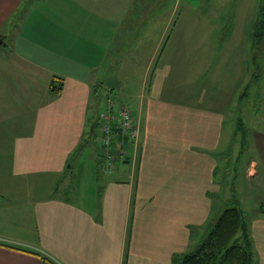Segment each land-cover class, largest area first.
<instances>
[{
	"label": "crops",
	"instance_id": "0c3cea01",
	"mask_svg": "<svg viewBox=\"0 0 264 264\" xmlns=\"http://www.w3.org/2000/svg\"><path fill=\"white\" fill-rule=\"evenodd\" d=\"M160 4L0 0V135L10 137H0V156L11 158L13 175L22 176L16 185L39 174L60 177L94 120L92 88L101 86L96 72L104 63L112 72L116 66L112 76L132 65L147 78L130 89L135 95L127 102L139 126L131 162L118 164L116 175L101 183L92 209L52 195L36 199L27 210L34 239L0 237V264H44L42 256L55 264H172L173 254L191 247L192 231L202 235L222 206L227 196L222 200L216 184L212 151L224 130L225 108L166 100L162 85L152 84L166 42L168 7L162 12ZM131 25L142 33L131 38ZM155 29L163 30L151 40ZM154 61L149 79L146 70ZM54 79L61 81L56 95L50 90ZM22 109L35 112L28 128L18 125L8 135L4 119ZM251 165L249 174L256 175L259 164ZM248 220L256 264H264V216Z\"/></svg>",
	"mask_w": 264,
	"mask_h": 264
},
{
	"label": "rangeland",
	"instance_id": "374dc122",
	"mask_svg": "<svg viewBox=\"0 0 264 264\" xmlns=\"http://www.w3.org/2000/svg\"><path fill=\"white\" fill-rule=\"evenodd\" d=\"M172 1L161 0L160 4L162 12L168 7L165 30L151 32V40H154L163 30V40H166L164 52L158 59V80L153 78L152 84L157 81L162 85L160 92L166 100L194 102L200 107L215 104L220 109L225 108L227 121L220 143L212 151L218 162L216 184L220 187L222 200L225 194L227 196L223 208L227 206L229 197L231 201L234 196L247 218L264 216V165L261 167L264 162L261 155L264 153V50L254 51L250 39L253 23L264 10V0ZM149 6L152 7L153 3L146 7ZM137 26L131 25L134 32L130 35L129 30L131 38L142 33L143 30ZM155 66L156 61L146 70L149 79L155 73ZM111 69L114 72L108 71L104 63L96 72L101 86L92 88L93 121L101 111L111 106V102L118 108L129 109L127 102L131 103V93L135 95L134 89H130L142 86L147 79L140 66L134 68L130 65L119 77L111 75L115 73L116 66L112 64ZM256 72L258 78L252 81V74ZM108 88L112 89L111 93ZM95 90L99 91L96 97ZM34 114V110L26 109L8 112L3 121L4 131L12 135L18 125L22 130L28 128L25 127L26 121L32 120ZM89 128H86L84 154L71 161L72 180L68 175L62 179L60 187L58 182L61 179L49 174L23 177L22 185H16L22 176L13 175L11 158L0 156V237L34 239L33 222L27 217V210L36 199L48 195L69 199L92 209V202L97 198L93 189L96 176L105 183L117 171L108 174L102 171L101 165H97L98 148L101 150L102 147L97 135L90 138ZM1 135L10 140L7 135ZM2 153L6 154L1 150ZM255 161L259 164L257 174L250 175L251 164ZM9 183L14 184V194ZM58 187L59 190H54ZM66 188L68 194H65Z\"/></svg>",
	"mask_w": 264,
	"mask_h": 264
},
{
	"label": "trees",
	"instance_id": "16d2710c",
	"mask_svg": "<svg viewBox=\"0 0 264 264\" xmlns=\"http://www.w3.org/2000/svg\"><path fill=\"white\" fill-rule=\"evenodd\" d=\"M250 39L254 51L259 49L264 50V10L261 11L255 23H253ZM258 78V72L252 74L253 79ZM54 79L51 84V91L54 94H58L61 89V81ZM60 81V82H59ZM96 121H92L90 124ZM90 127V125H89ZM90 129V128H89ZM90 133V138L97 135L98 140L101 144L102 149L98 148L99 154L97 155V165H101L103 171L105 164V154L106 149L101 143V134L98 130V127L95 126L94 131ZM115 133V132H113ZM238 133V131L236 132ZM86 140V139H85ZM80 142L77 148L70 154L67 158L66 165L62 171L58 182L60 185L63 178H66L68 175L72 180V171L73 167L71 161L76 160V156H80L86 149V141ZM123 142V149L126 151L125 155L118 156L116 149H120L117 146V143ZM133 141L129 138L122 136L120 133L116 136L114 135V141L112 142V150L114 162L112 171L109 174H113L117 170V165L120 163H129L131 162ZM128 146V147H127ZM60 187V186H59ZM54 189V190H59ZM95 194L96 201L99 199V195L102 189L101 181L98 175L95 179ZM65 194H68V188L64 189ZM228 199L226 207L223 208L225 201H223L222 206L219 210L216 211V214L208 219V222L202 228V235L195 236L200 231H192V245L191 247L179 254H173L172 264H256V254L254 251V243L250 233V224L247 216L245 215L244 210L239 205L238 201L234 196ZM69 202V199H65ZM223 208V209H222ZM263 211V210H262ZM44 264H55L48 257L42 256Z\"/></svg>",
	"mask_w": 264,
	"mask_h": 264
},
{
	"label": "built area",
	"instance_id": "2783aa9c",
	"mask_svg": "<svg viewBox=\"0 0 264 264\" xmlns=\"http://www.w3.org/2000/svg\"><path fill=\"white\" fill-rule=\"evenodd\" d=\"M98 130L101 134V143L106 149L105 154V166L103 171L110 173L113 168V152L112 142L114 141V135L119 133L122 136L129 138L135 144L139 136L138 123L133 118L132 110L129 108L121 107L114 109L112 106L104 109L98 116ZM115 132V133H113ZM120 149H116L118 156L125 155L126 151L123 149V142L117 143Z\"/></svg>",
	"mask_w": 264,
	"mask_h": 264
},
{
	"label": "water",
	"instance_id": "95a60500",
	"mask_svg": "<svg viewBox=\"0 0 264 264\" xmlns=\"http://www.w3.org/2000/svg\"><path fill=\"white\" fill-rule=\"evenodd\" d=\"M96 126V123H92V125L90 126V132L92 133L94 131V128Z\"/></svg>",
	"mask_w": 264,
	"mask_h": 264
}]
</instances>
